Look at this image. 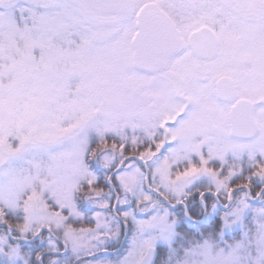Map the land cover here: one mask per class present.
Instances as JSON below:
<instances>
[{
  "label": "snow or ice",
  "instance_id": "1",
  "mask_svg": "<svg viewBox=\"0 0 264 264\" xmlns=\"http://www.w3.org/2000/svg\"><path fill=\"white\" fill-rule=\"evenodd\" d=\"M0 264H264V0H0Z\"/></svg>",
  "mask_w": 264,
  "mask_h": 264
}]
</instances>
